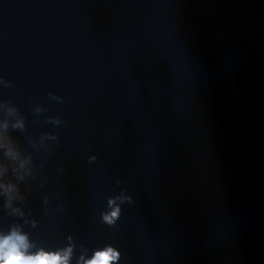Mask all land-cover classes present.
<instances>
[{
    "label": "clouds",
    "instance_id": "1",
    "mask_svg": "<svg viewBox=\"0 0 264 264\" xmlns=\"http://www.w3.org/2000/svg\"><path fill=\"white\" fill-rule=\"evenodd\" d=\"M93 159H95L93 157ZM129 202H131L129 198ZM119 208L114 210L109 216H105V220L109 223L119 215ZM27 249L26 238L24 236L13 233L12 235L0 238V264H57L62 261L67 264V256L59 254H50L40 252L35 256L26 255ZM119 253L109 248L105 252H98L90 264H108V261L117 260Z\"/></svg>",
    "mask_w": 264,
    "mask_h": 264
}]
</instances>
